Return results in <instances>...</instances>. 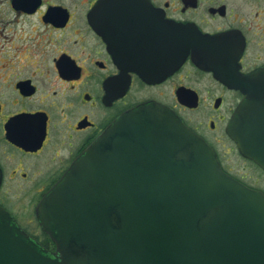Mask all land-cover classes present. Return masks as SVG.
I'll list each match as a JSON object with an SVG mask.
<instances>
[{
  "label": "flooded vegetation",
  "instance_id": "af4514ba",
  "mask_svg": "<svg viewBox=\"0 0 264 264\" xmlns=\"http://www.w3.org/2000/svg\"><path fill=\"white\" fill-rule=\"evenodd\" d=\"M257 2L0 0V206L52 250L35 204L109 123L148 101L173 111L207 142L224 172L259 189L227 163L230 149L220 151L224 139L232 143L225 125L241 98L232 81L264 69V22L258 19L252 29L240 15L255 20L264 14L252 7ZM162 19L200 34L235 31L242 51L235 63H214L218 73L198 63L197 46L174 65L177 47L162 48L169 41L162 37ZM180 34L189 44L191 35ZM178 38L173 33V44ZM217 75L234 79L223 82Z\"/></svg>",
  "mask_w": 264,
  "mask_h": 264
},
{
  "label": "water",
  "instance_id": "95a60500",
  "mask_svg": "<svg viewBox=\"0 0 264 264\" xmlns=\"http://www.w3.org/2000/svg\"><path fill=\"white\" fill-rule=\"evenodd\" d=\"M161 33L169 40L162 48L177 47L172 64L197 46L198 63L214 73V63H235L243 48L235 31L200 34L162 19ZM232 82L241 98L225 134L264 172V69ZM34 216L53 249L0 206V264H264V193L224 172L212 147L154 101L109 123L42 195Z\"/></svg>",
  "mask_w": 264,
  "mask_h": 264
},
{
  "label": "rangeland",
  "instance_id": "374dc122",
  "mask_svg": "<svg viewBox=\"0 0 264 264\" xmlns=\"http://www.w3.org/2000/svg\"><path fill=\"white\" fill-rule=\"evenodd\" d=\"M252 7L253 8L258 7L259 10L263 9L264 0H258L256 4L252 5ZM243 14L244 12H240V15L243 17L245 21L247 20V23L251 25L252 29H257L255 24L258 19H260L261 23L264 22V14L262 13L259 14L255 20H253L255 15L253 14L243 15ZM232 147H233L232 143H230L226 139L223 140V146L220 148V151L222 152L224 149H225L224 151H226V149L227 150L230 149V151L227 152V155H225V157L228 159L227 163H230V162L232 164L235 163L233 165L234 166L233 171H236L239 174L244 172V175L242 174L244 181L253 185L252 187H258L260 190L264 192V175L258 169L252 166L250 163L240 158L238 154L236 153V151L234 150V148ZM23 203H26V202H23Z\"/></svg>",
  "mask_w": 264,
  "mask_h": 264
},
{
  "label": "trees",
  "instance_id": "16d2710c",
  "mask_svg": "<svg viewBox=\"0 0 264 264\" xmlns=\"http://www.w3.org/2000/svg\"><path fill=\"white\" fill-rule=\"evenodd\" d=\"M46 239H48V238H46ZM41 241H42V240H41ZM41 241H40L39 243L41 244L42 247H45V246L41 243Z\"/></svg>",
  "mask_w": 264,
  "mask_h": 264
}]
</instances>
